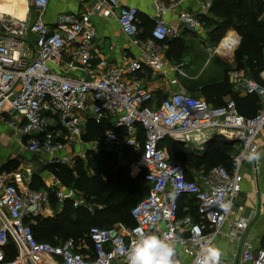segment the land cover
Wrapping results in <instances>:
<instances>
[{"label":"built area","instance_id":"obj_1","mask_svg":"<svg viewBox=\"0 0 264 264\" xmlns=\"http://www.w3.org/2000/svg\"><path fill=\"white\" fill-rule=\"evenodd\" d=\"M49 1H27L32 20L6 15L0 19V24L15 27L9 33L0 32V120L5 115L19 117L21 145L30 153L48 154V166H66L77 157L84 159L85 154L61 153L83 143L88 122L102 125L108 121L115 130L105 133L102 149L113 153L122 165H126L128 154L135 156L128 165L129 176L142 175L149 191L130 211L133 227L117 223L111 228L89 229L90 252L87 246L76 245L73 240L57 246L38 242L31 225L45 217L52 198L60 208L71 201L73 208L93 214L94 206L73 191H65L58 182L42 190L19 189V176L0 171V264H127L126 251L137 238V229L167 237L175 245L181 264H198L201 247L220 239L235 247L228 259L221 258V264H264V248L247 238L250 221L232 218L248 164L243 153L253 147L260 152L264 149L258 144L264 141V85L250 77L231 74L233 92L253 96L259 102L252 118L242 116L233 99L216 108L204 98L183 91L157 103L136 75L145 69L164 75L169 67L161 44L177 36V30L164 21L174 6L152 0V26L142 39L137 8L119 6L117 0H95L83 15L62 16L49 26L43 22ZM212 2L198 0L199 15L206 16ZM113 9L121 32L142 50L144 58L125 64L100 58L93 64L96 31L89 19ZM177 20L192 32L203 29L199 17L189 12L179 13ZM232 33L238 40L231 52H218L228 33L217 47H210L223 62L230 60L239 42V36ZM260 76L264 81V73ZM169 84L176 85L177 80L171 79ZM139 128L143 131L141 137ZM215 138L238 140L230 170L219 166L206 172H187L184 165L170 161L166 149L160 147L169 139L184 147L195 144L203 153L206 143ZM250 164L257 173L259 163ZM221 197L231 200L228 211L212 202ZM184 198L193 200L197 217L179 216ZM261 214L264 216V206ZM10 246L15 251L13 259L8 258Z\"/></svg>","mask_w":264,"mask_h":264},{"label":"trees","instance_id":"obj_2","mask_svg":"<svg viewBox=\"0 0 264 264\" xmlns=\"http://www.w3.org/2000/svg\"><path fill=\"white\" fill-rule=\"evenodd\" d=\"M262 14H264V3L261 0H213L209 15L198 17L204 26L213 27L207 33V39L210 40L207 42L208 47H217L227 32L233 31L242 39L236 53L237 67L235 68H250L253 72L260 73L264 70V19L261 18ZM151 26L152 23L149 29ZM180 42L176 38L161 44L169 48L168 53L165 54L168 60L176 61L182 57L184 52ZM234 44L233 42V46ZM201 87L202 92L200 93L203 97L196 98H204L213 107H221L226 102L225 98L231 97L230 99L236 103L238 112L246 118L254 117L259 109L257 98L242 97L233 92L226 69L220 80L207 82ZM86 127L88 134L84 142L94 144L98 142L101 145L104 142L105 133L115 130L108 121L102 125L88 122ZM117 132L121 134V131ZM142 134L143 131L139 128V136L141 137ZM140 142H142L141 138ZM208 145L202 154L192 156L195 160L193 168L196 171L206 172L220 166L230 170L237 145L229 144L221 138H215ZM160 147L165 148L171 158H182L178 151L183 147L182 144L166 139L160 143ZM85 158L86 163L80 158H75L73 169H62L64 166L54 165H50L47 169L65 188H73L87 203L94 206V213H89L83 208H73L72 202H66L62 211L53 218H40L31 225L33 236L38 242L57 246L67 240H73L79 246L87 244L91 252L92 243L88 237L91 227L111 228L117 223L127 227L134 226L130 211L147 196L149 191V186L142 175L137 178L129 176L128 165L135 160V156L128 154L126 165H122L113 153L99 148L97 152L87 151ZM211 159H216L217 163H221V160L228 161V165H210ZM185 168L187 172H190V169ZM192 203L194 204L193 200L189 198L182 199L180 217L187 215L197 217ZM184 206L189 208V212L185 213L182 210ZM261 247L264 248V245L261 244ZM81 252L86 253L85 250ZM14 257L15 251L10 246L8 258L13 259Z\"/></svg>","mask_w":264,"mask_h":264},{"label":"crops","instance_id":"obj_3","mask_svg":"<svg viewBox=\"0 0 264 264\" xmlns=\"http://www.w3.org/2000/svg\"><path fill=\"white\" fill-rule=\"evenodd\" d=\"M27 1L28 0H0V19L4 18L6 15L18 20H32L31 12H28L27 9ZM94 1L95 0H50L43 17V22L46 25L54 26L56 21L62 16H81L91 9ZM161 1L166 6H174L169 9L165 15L164 21L167 25L177 30V36L174 39L177 38V40L181 41L180 46H182L184 54L176 61L168 60V58L165 57L169 63V67L164 71V75H157L145 69L139 72L136 78L152 92L158 103L174 92L183 91L196 97L199 92L188 85V82L184 81V79L188 78V74H191L193 72L192 70H195L190 60L195 57L198 58V55L201 56V53L197 51V42L195 40L197 37L205 39L206 34L212 30L213 27L208 28L203 24V29L200 32H192L187 29L183 23L177 20V15L181 12H189L199 16L200 8L198 0ZM117 3L119 6L134 7L139 10V24L141 28L140 38L144 39L147 37L150 31L149 25L152 23L151 18L155 14L152 0H117ZM207 15H209V13ZM116 19V9H113V11L108 14H93L90 17L89 23L96 31V38L94 41L95 58L93 64H97L100 58H107L114 64H125L130 60L144 58L142 50L132 45L131 40L121 32ZM230 32L231 33L227 32L228 34L223 39L220 46L231 48L233 47V40L237 42V36L232 33L233 31ZM109 47H112V49H109ZM218 52L223 54L221 50H218ZM206 59L207 57L201 62L203 64V67H201L202 74H199L198 67V75L193 77V79H199L201 75L203 76L205 75L204 73L207 72V82L220 80L224 76V62L212 56ZM213 61H215L214 65L209 66ZM71 74L76 77L79 73L73 72ZM228 78L229 84L231 85L230 74ZM171 79H176L177 84L170 85L169 81ZM225 101H227V98ZM19 124V117L16 115H5L0 120V171L11 172L14 173L15 176H19L16 182L19 189L28 188L31 190H42L54 182H58L61 186L60 181L48 171L47 168L49 166L47 165V158L45 155L30 153L21 145L19 141L20 134L17 130ZM258 144L259 146L264 145V141L260 140ZM93 145L95 144L83 141V143L74 145L73 147H67L61 154L77 156L79 154L86 155L87 151L94 150L97 152L96 149L99 148L95 146V149ZM84 146H87V149H85ZM262 153H264V149H262ZM246 167L247 169L243 171L244 179L241 184V191L234 201L232 218L248 219L250 221V227L247 232V238L254 241L255 246H261L262 241H264V216L261 214V208L264 206V159L259 162L257 174L250 169V163H248ZM61 187L65 191H73L64 186ZM73 192L78 195L75 191ZM192 206L194 209L196 208L193 203ZM182 208L185 213L189 212V208L185 206ZM62 209L63 208L58 206L55 199L52 198L50 207L46 211L43 219L53 218L57 213H60ZM215 246L222 250L223 259H228L233 254V248L235 249L233 243L226 239H220L216 242ZM10 255H13V253H10Z\"/></svg>","mask_w":264,"mask_h":264},{"label":"clouds","instance_id":"obj_4","mask_svg":"<svg viewBox=\"0 0 264 264\" xmlns=\"http://www.w3.org/2000/svg\"><path fill=\"white\" fill-rule=\"evenodd\" d=\"M248 163L258 164L264 159V153L255 147L243 153ZM223 211L231 207V200L221 197L212 201ZM137 238L126 251L127 264H181L177 259L176 248L170 240L153 232L136 230ZM202 256L198 264H221L222 250L212 242H206L200 249Z\"/></svg>","mask_w":264,"mask_h":264},{"label":"rangeland","instance_id":"obj_5","mask_svg":"<svg viewBox=\"0 0 264 264\" xmlns=\"http://www.w3.org/2000/svg\"><path fill=\"white\" fill-rule=\"evenodd\" d=\"M27 9H28V4H27ZM195 41L197 42V51H199V53H201V56L202 57L198 55V58L195 57V58H192L190 60V62H192V65H194L195 70H192L193 72L191 74L189 73L188 74V78H185L184 81H187L188 82V85H190L191 87H193L196 90H198L199 93H198V95L196 97H203L202 94L200 93V92H202L201 89H200V87L203 86V85H205L206 82L208 81L207 80L208 78L206 76L208 74H207V72H205L204 73L205 75H203V76L201 75V77L199 79H193V77H195V76L198 75L197 74V68L198 67H199L198 70L200 72L199 74H202L201 73V69H202L201 67H203L202 66L203 64L201 63L202 60H205L206 57L208 59L209 56H212V57H217V56L213 53V51H214L213 48L207 47V45H208L207 42L210 41V40L207 39V34H206V38L205 39H202L201 37H197V39ZM233 42L236 43L235 40H233ZM241 42H242V39L239 37L238 45L235 48V50L233 52V55L231 56L230 60L228 62H224L223 63L224 68L226 69L228 75L230 74V77H231V74L235 72L236 74H238L239 76H241L243 78L252 77V78H254L255 81H257L258 83L264 85V81H262L261 76H260L261 73H264V70H262V72H260V73H255L252 70H250V68H241V69H236L235 68V67H237L236 66V62H235L236 61V53H237L238 49L240 48ZM234 46H235V44H234ZM233 47H231V49H233ZM161 49H162L164 55H165V53H168V51H169L168 46L166 47V46L163 45V46H161ZM193 61H194V63H193ZM214 63H215V61L211 62L209 64V66L214 65ZM230 98L231 97H228L227 100H229ZM211 134L214 136L216 133L213 132ZM94 146H97L98 148H100V147L102 148V145L99 144L98 142L95 143ZM208 146L205 147V150L208 148ZM84 148L87 149V146H84ZM178 151H180L179 153L182 155V158H175V157L174 158L173 157L171 158L169 156V160L170 161H175V162H178V163L184 165V167H187L188 169H190V172L191 173H193L194 171H196L193 168V165L195 163V160H193L192 156L195 155V154L196 155L197 154H202V152L201 153L199 152V150L197 149L196 145L191 143V144L188 145V147H184L183 146ZM77 158L82 159L86 163V158H84V159L81 158V157H77ZM76 159L74 161H76ZM74 161L72 163H70V165L64 166L62 169H65V168H67V169L68 168L69 169H73L74 168ZM221 161H222L221 163H217V160L216 159H211L210 160V165H213V166H216V165L226 166V165H228V161L227 162H225L223 160H221ZM61 186H63L62 183H61ZM69 189L74 191L73 188H69ZM262 245H264V243H262ZM83 246H87V244H85V245L83 244Z\"/></svg>","mask_w":264,"mask_h":264},{"label":"water","instance_id":"obj_6","mask_svg":"<svg viewBox=\"0 0 264 264\" xmlns=\"http://www.w3.org/2000/svg\"><path fill=\"white\" fill-rule=\"evenodd\" d=\"M11 29H15V27H12L9 23H5V24H0V32H4V33H9L11 32ZM224 140H226L229 144H237L238 143V140L237 139H232V140H228L226 138H224ZM212 141V140H211ZM211 141H208L206 143V146L211 142ZM41 155H45V157L47 158L46 161L47 163L50 161V156L46 153H40ZM56 157H59L60 156V153H57L55 154ZM255 173V172H254ZM257 174V173H255Z\"/></svg>","mask_w":264,"mask_h":264},{"label":"bare ground","instance_id":"obj_7","mask_svg":"<svg viewBox=\"0 0 264 264\" xmlns=\"http://www.w3.org/2000/svg\"><path fill=\"white\" fill-rule=\"evenodd\" d=\"M0 11H1V10H0ZM219 50L223 51V54L232 51L231 48H229V47H225V46H220V47H219Z\"/></svg>","mask_w":264,"mask_h":264}]
</instances>
